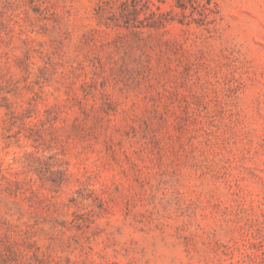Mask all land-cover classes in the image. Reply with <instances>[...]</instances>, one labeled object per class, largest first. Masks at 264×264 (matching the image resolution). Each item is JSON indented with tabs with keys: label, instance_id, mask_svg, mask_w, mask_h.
I'll use <instances>...</instances> for the list:
<instances>
[{
	"label": "rangeland",
	"instance_id": "obj_1",
	"mask_svg": "<svg viewBox=\"0 0 264 264\" xmlns=\"http://www.w3.org/2000/svg\"><path fill=\"white\" fill-rule=\"evenodd\" d=\"M0 264H264V0H0Z\"/></svg>",
	"mask_w": 264,
	"mask_h": 264
}]
</instances>
